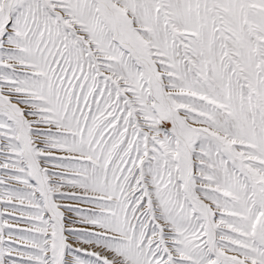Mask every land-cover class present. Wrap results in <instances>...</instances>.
Masks as SVG:
<instances>
[{"label":"snow or ice","instance_id":"snow-or-ice-1","mask_svg":"<svg viewBox=\"0 0 264 264\" xmlns=\"http://www.w3.org/2000/svg\"><path fill=\"white\" fill-rule=\"evenodd\" d=\"M0 264H264V0H0Z\"/></svg>","mask_w":264,"mask_h":264}]
</instances>
